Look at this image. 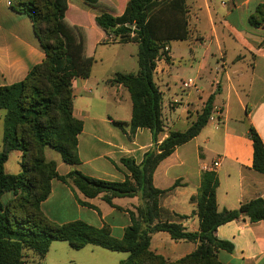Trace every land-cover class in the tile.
<instances>
[{"label": "crops", "instance_id": "obj_1", "mask_svg": "<svg viewBox=\"0 0 264 264\" xmlns=\"http://www.w3.org/2000/svg\"><path fill=\"white\" fill-rule=\"evenodd\" d=\"M127 3L128 0H66L63 30L70 39L75 62L80 61L72 82L74 115L83 120L84 129L78 137L79 164H68L61 155L52 156L49 147L46 148V157L57 162L61 175L77 169L94 178L124 181L129 171L122 158L132 157L140 163L145 152L155 145L150 129L132 131L131 118L111 117L108 111L92 113V104L84 103L87 98L96 99L84 95L90 92L87 86L93 83L91 74L96 62L95 54L89 50L96 43L107 42L109 36L101 31L95 19L105 11L120 15ZM261 4L264 0H163L149 16V22L153 18L157 20L158 39L163 37L159 22L164 14L176 11L178 21L176 38L167 43L171 60L159 58L154 72L164 101L166 94H172L167 104L163 103L165 131L159 135L158 143L170 130H177L169 126L167 115L164 117L167 107L171 113L183 104L189 127L214 95V110L207 125L192 140L176 147L153 174L156 188L169 189L178 183L161 198L160 204L171 213L186 216L178 221L189 231H198L200 227L195 213L197 204L192 197L201 185L202 173L208 170L205 167L216 160L220 161L214 170L219 178L220 211L264 198V172L253 167L254 147L249 136V128L254 126L264 141V20L262 16L259 24L250 20ZM75 45L82 50H76ZM45 56L32 20L16 10L12 0H0V86L22 81ZM110 80L117 91L127 89ZM185 81L191 86L185 88L182 84ZM174 99L179 100L176 105ZM101 103L99 108L103 104L107 107V102ZM114 120L124 124L116 125ZM103 195L88 198L72 183L53 179L51 195L41 206L57 223L81 220L96 227H108L115 237L122 238L132 224L130 211L137 212L141 196L114 197L111 205ZM82 201L90 205H83ZM166 219L168 216L161 214L155 223ZM216 235L234 244L233 251L219 250V259L224 264H264V220L251 222L241 216L219 226ZM54 242L41 264H120L128 256L127 252L107 249L116 253L109 254L100 250L103 247L92 244L75 249H88L85 254L70 252L59 245L52 260L47 262ZM196 248V242L175 240L166 231L151 235L150 249L169 261L179 260ZM93 256L106 259L93 261ZM35 258L32 252L28 254V260ZM110 258L114 262L109 263Z\"/></svg>", "mask_w": 264, "mask_h": 264}, {"label": "trees", "instance_id": "obj_2", "mask_svg": "<svg viewBox=\"0 0 264 264\" xmlns=\"http://www.w3.org/2000/svg\"><path fill=\"white\" fill-rule=\"evenodd\" d=\"M160 1L163 0H128L122 14L105 11L95 19L101 31L112 35L114 41L138 43V73H117L110 81L123 85L130 93L131 130L148 128L155 142L140 163L132 157L122 158L129 174L124 181H111L88 176L77 169L61 175L57 162L48 159L45 153L49 147L57 151L64 162L80 163L78 137L84 122L74 115L72 87L80 61L75 62L70 39L63 30L66 0H12L13 7L32 20L46 56L22 81L0 86V109L6 110L3 149L0 150V264H41L54 241H66L74 249L92 244L127 252L128 256L120 264H224L218 252L221 249L233 251L234 244L217 237L218 227L241 216L248 217L251 222L264 220V198L261 197L244 202L237 209L220 211L217 202L219 178L212 170L202 173L201 185L192 197L197 204L198 231H189L178 221L186 216L171 213L160 204L161 198L178 183L169 189L156 188L153 174L157 166L176 147L196 137L214 110V95H211L186 130H170L158 143L159 135L165 131L164 98L154 72L159 58L171 60L167 43L176 38L178 22L176 11L164 14L159 22L163 37L157 38V20L153 18L149 22V16ZM261 16L264 20V4L251 17L252 24H259ZM75 47L82 50L79 45ZM249 136L254 147L253 167L264 172V141L254 126H250ZM13 150L22 152V171L17 174L5 171V163ZM53 179L72 183L88 198L104 194L103 199L111 205L114 197L136 195L141 196L142 203L137 212L130 211L132 224L125 229L122 238L115 237L108 227H96L81 220L57 223L41 206L51 195ZM6 194L11 197L4 201ZM161 214L168 219L155 223ZM158 231L168 232L175 240L196 242L197 248L179 260L169 261L150 249L151 235ZM30 252L35 259H27Z\"/></svg>", "mask_w": 264, "mask_h": 264}, {"label": "rangeland", "instance_id": "obj_3", "mask_svg": "<svg viewBox=\"0 0 264 264\" xmlns=\"http://www.w3.org/2000/svg\"><path fill=\"white\" fill-rule=\"evenodd\" d=\"M98 38V37H97ZM95 38V41H97ZM107 42L96 43L91 46L89 52L95 54L96 62L93 65L91 82L87 86L88 93H85V96H96L95 98H87L84 103L90 106L92 113L108 111L111 117H119L120 119L130 120L132 114V101L130 93L127 89L123 88L121 91H117L116 87L110 85L109 80L114 78L117 73H138L139 71V46L135 41H120V40H111L107 38ZM79 63V62H78ZM96 84H99L98 86ZM172 94L165 95L164 103L167 104L169 97ZM175 95V94H173ZM103 98V99H100ZM101 102H107V107L104 106L99 108ZM176 105L177 103H173ZM165 114L169 119V126L173 129L184 130L188 127L187 113L184 109L183 104L178 106L175 111L169 113L168 107L167 110H164ZM6 114L5 109H0V148L2 149L3 144V130H4V117ZM49 154L52 156H59L60 154L55 150L48 148ZM21 151L13 150L9 153V159L6 163V171L8 173L17 174L22 171L21 166ZM11 195L6 194L4 199L8 200ZM64 245L67 250L70 252L85 254L88 252V249L84 250H75L71 249L70 245L66 241H55L52 251L49 254L48 261L52 260L54 253L58 251L55 249L56 246ZM100 250L109 253H112L107 249L100 248ZM62 254V253H61ZM64 255H66L64 253ZM106 258L104 256H93V261H104ZM53 262V261H52ZM114 262L111 258L109 263Z\"/></svg>", "mask_w": 264, "mask_h": 264}, {"label": "built area", "instance_id": "obj_4", "mask_svg": "<svg viewBox=\"0 0 264 264\" xmlns=\"http://www.w3.org/2000/svg\"><path fill=\"white\" fill-rule=\"evenodd\" d=\"M108 38H111L110 41L114 40V38H113L112 35H111V36H108ZM167 48H168V47H167ZM182 84H183V86H184L185 88H188V87L191 86L190 83H189V82H186V81L183 82ZM173 102H174V103H178L179 100L174 99ZM219 165H220V161H219V160H216V161H214L210 166H206L205 168L208 169V170H212V171H214Z\"/></svg>", "mask_w": 264, "mask_h": 264}]
</instances>
